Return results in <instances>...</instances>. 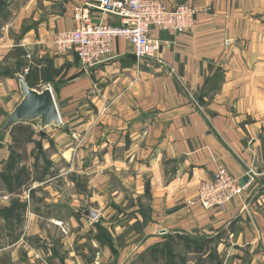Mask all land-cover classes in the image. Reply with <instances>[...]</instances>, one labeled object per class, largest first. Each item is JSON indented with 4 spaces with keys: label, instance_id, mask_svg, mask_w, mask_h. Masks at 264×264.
Listing matches in <instances>:
<instances>
[{
    "label": "crops",
    "instance_id": "0c3cea01",
    "mask_svg": "<svg viewBox=\"0 0 264 264\" xmlns=\"http://www.w3.org/2000/svg\"><path fill=\"white\" fill-rule=\"evenodd\" d=\"M85 1L0 0V127L17 74L50 88L61 119L0 134V264H142L169 233L215 238L222 264H264V0H163L194 4L195 25L152 28L157 57L137 67L116 38L89 69L52 44ZM218 163L247 186L224 208L191 204Z\"/></svg>",
    "mask_w": 264,
    "mask_h": 264
},
{
    "label": "built area",
    "instance_id": "2783aa9c",
    "mask_svg": "<svg viewBox=\"0 0 264 264\" xmlns=\"http://www.w3.org/2000/svg\"><path fill=\"white\" fill-rule=\"evenodd\" d=\"M197 11L194 4L169 7L163 0H87L73 5L74 27L57 32L52 44L57 53L73 52L81 66L89 69L112 54L116 38H126L133 46L137 67L143 60L157 57L161 42L150 38L152 28L180 35L195 25ZM105 15L116 17L117 24L105 22ZM27 71L25 67L23 72ZM247 184L218 163L211 178L199 181L190 203L205 210L224 208Z\"/></svg>",
    "mask_w": 264,
    "mask_h": 264
},
{
    "label": "rangeland",
    "instance_id": "374dc122",
    "mask_svg": "<svg viewBox=\"0 0 264 264\" xmlns=\"http://www.w3.org/2000/svg\"><path fill=\"white\" fill-rule=\"evenodd\" d=\"M35 121L39 125L38 120ZM47 128H43L42 131H46ZM57 149L55 147V150ZM49 150L51 152L54 149ZM59 157L55 156L54 158L55 166H62L64 158ZM72 159L74 158L70 157L71 164ZM20 160L22 161V159ZM44 161H46L45 158ZM23 162L25 167L26 164H29L27 158H23ZM40 175L39 171L31 173L22 171L21 182L24 185L29 184L31 183V177H41ZM216 243L215 238H196L185 234L169 233L159 242L156 241L148 247L145 252V261L142 264H222L225 262L227 255L221 251L218 252ZM227 264L237 263L231 258V261L228 260Z\"/></svg>",
    "mask_w": 264,
    "mask_h": 264
},
{
    "label": "water",
    "instance_id": "95a60500",
    "mask_svg": "<svg viewBox=\"0 0 264 264\" xmlns=\"http://www.w3.org/2000/svg\"><path fill=\"white\" fill-rule=\"evenodd\" d=\"M17 77L22 98L12 111L6 114L0 127V134L18 121L38 120L41 134H43V128L59 125L61 119L50 88L36 90L27 85L23 75L17 74ZM243 180L247 181L248 176ZM85 214L94 218L96 213L88 208Z\"/></svg>",
    "mask_w": 264,
    "mask_h": 264
}]
</instances>
